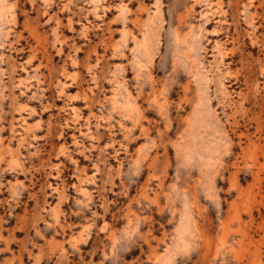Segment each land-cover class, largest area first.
I'll return each mask as SVG.
<instances>
[{"label":"rangeland","instance_id":"1","mask_svg":"<svg viewBox=\"0 0 264 264\" xmlns=\"http://www.w3.org/2000/svg\"><path fill=\"white\" fill-rule=\"evenodd\" d=\"M0 264H264V0H0Z\"/></svg>","mask_w":264,"mask_h":264}]
</instances>
